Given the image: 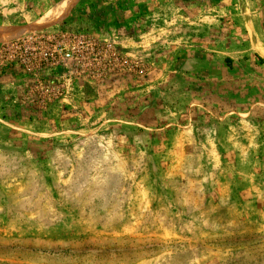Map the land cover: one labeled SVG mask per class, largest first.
Listing matches in <instances>:
<instances>
[{
	"label": "rangeland",
	"instance_id": "rangeland-1",
	"mask_svg": "<svg viewBox=\"0 0 264 264\" xmlns=\"http://www.w3.org/2000/svg\"><path fill=\"white\" fill-rule=\"evenodd\" d=\"M62 1L0 0V264H264V0L102 2L125 76L63 55L51 112L15 116L51 87L19 74L38 35L94 2L41 26Z\"/></svg>",
	"mask_w": 264,
	"mask_h": 264
},
{
	"label": "trees",
	"instance_id": "trees-1",
	"mask_svg": "<svg viewBox=\"0 0 264 264\" xmlns=\"http://www.w3.org/2000/svg\"><path fill=\"white\" fill-rule=\"evenodd\" d=\"M83 0H81L82 3ZM89 6L82 8V11L77 18L75 17L73 11L70 17L63 21L56 33L52 36L48 34L38 35L45 44H47L48 49L52 51L46 61L40 62L39 67L35 68V72L32 70H25L24 66L20 65L19 74L26 71L29 76V81L31 86H39L41 81H45V86H51L49 90L44 93H40L35 90L33 94H30L31 102H25L21 108H18L13 114L20 117L23 112L27 111L30 119L42 120L45 116L51 112V109L57 104L58 97L57 93L60 90L54 89L53 84L55 80L56 70L62 65L61 56H68L71 59L70 67L75 71L76 76L73 79L78 80H93L96 79L97 75L100 81L105 82H115L118 77L125 76V74H119L117 72H112L111 66L104 62L101 58L103 51L109 55V59L117 54L113 50V44L99 43L97 40L91 38L90 33L97 32L99 30H104L107 27V13L114 10L112 3L108 4V7H101V3L107 0H93ZM183 2H189L190 0H182ZM110 2V0H109ZM88 9L91 10L87 11ZM74 22H79L78 25L74 26ZM36 36H34L35 38ZM22 41H15L9 44L2 45L3 49L20 45ZM103 44V46H102ZM106 54V55H107ZM120 58V54H117ZM86 59L90 61H86ZM100 61L102 63V68H97L95 63ZM45 69L46 74H41L40 70ZM14 73V72H13ZM46 75V76H44ZM88 75V76H87ZM111 75H115L114 78L110 79ZM127 75V74H126ZM24 80V78H23ZM100 82V83H101ZM90 85H86L88 88ZM23 96V95H22Z\"/></svg>",
	"mask_w": 264,
	"mask_h": 264
},
{
	"label": "bare ground",
	"instance_id": "bare-ground-1",
	"mask_svg": "<svg viewBox=\"0 0 264 264\" xmlns=\"http://www.w3.org/2000/svg\"><path fill=\"white\" fill-rule=\"evenodd\" d=\"M80 0H64L55 5L40 21V25L49 26L63 20ZM12 37V34L0 28V43Z\"/></svg>",
	"mask_w": 264,
	"mask_h": 264
}]
</instances>
